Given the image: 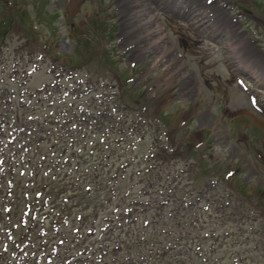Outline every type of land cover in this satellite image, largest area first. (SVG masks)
Here are the masks:
<instances>
[{"label":"rangeland","instance_id":"obj_1","mask_svg":"<svg viewBox=\"0 0 264 264\" xmlns=\"http://www.w3.org/2000/svg\"><path fill=\"white\" fill-rule=\"evenodd\" d=\"M127 1L130 6H137V3H135L133 0H100V4L102 6H112L115 9L114 11H108L110 14V19H112L111 13H114V16L117 15V7L128 6ZM153 1L154 0H140L139 6H151ZM219 1L222 2L217 4ZM16 2L19 5L28 6V11L30 10L31 16L33 15L32 20L34 17L39 18L41 23L37 22L36 19L35 21L37 24H39L40 30L44 32H48L53 23L59 20L58 16L56 15L57 8L60 6L69 5V0H0V6H3L6 3L15 4ZM179 2L181 3V6H187L186 3H194L198 6H212L217 11H219L218 6L226 5L227 8L234 6L235 11H233L232 7L231 17L237 19L236 23H234L235 25L228 23L231 17L225 19L226 21L223 20L224 25L227 23V26L230 27L231 30L237 31L235 33V37L237 38L235 43L239 45V51L243 53L247 60V64L249 63L248 65H250L252 71L257 73L259 70L264 76V56L261 54V50H264V0H212L211 3H209V0H178L177 3ZM167 3L171 4L172 0H158V4L160 6H166ZM84 6L98 5L96 4V0H89ZM241 6H244V8L248 9L250 12H244ZM49 8L54 9L56 14L52 13ZM122 11H127V9L123 8ZM68 13L70 12L68 11ZM227 13L228 12L224 10V13H219V16L217 15L215 20L218 18L222 20L221 18L225 17ZM238 13L242 14L243 18L239 19ZM25 15L28 21H30L27 12ZM16 17L17 16H15V18ZM17 19L20 21V23H14L6 43H11L15 39L21 41V36H25V32H28L26 28L17 26L21 24V22L23 24H27V19L22 18V16H18ZM60 27L62 28L60 33L64 35L66 33V27L63 18L60 20ZM4 32V26L0 25V36H2ZM50 34L52 37H54L53 32ZM43 36L45 37L46 35ZM257 39L258 41H255V43L258 45L252 43V41ZM230 42L231 39H228L227 37L219 40V43L224 45V50L225 48L227 49V44ZM89 50L90 48L88 44L84 47L77 46L75 56H73L70 60L71 65L77 68L81 67V59H85L87 57ZM221 55L222 54L210 51L207 63L209 61L211 62L220 60L221 57L224 59L226 56L228 58L232 56L231 51L227 52L223 56ZM256 56H261V58H259L260 60H257ZM106 62L107 64L113 66L108 59H106ZM229 62H232L231 58ZM213 69L214 68L205 70L207 71L208 79H212L214 77L211 75ZM224 69V71H227L226 69L228 68L224 66ZM181 76L182 74L176 76V78L173 79L171 83L175 82V85L182 84L180 81ZM252 76L253 75L251 73L249 77ZM226 78L227 74L224 76V79ZM185 82L188 83L189 80H186ZM171 83H168L166 87H169ZM231 85L232 84L229 83V86ZM192 86L201 89L202 92L206 94V99L208 100H212L214 98L220 99L221 97L223 98V92L220 89H218V92L215 93L214 90L216 88H212L214 90H209L204 84L201 86L192 83ZM234 89L237 92L235 98L239 99V103L241 105H246L247 101L244 95L236 88ZM260 89L264 90V88ZM242 91L246 92L245 90ZM187 97H189V95H187ZM194 104L195 102L189 103L191 106H194ZM248 104L251 106L249 99ZM205 105L206 102L204 100L199 102V106ZM190 111L192 113V110ZM175 112H177V110H175ZM209 113L214 115L212 110H210ZM204 121L207 123L206 126L208 127L210 125L209 118ZM229 121L231 122L230 124H232V120L230 119ZM178 123L179 122H174L173 127H176ZM233 123H239L245 127H248L249 125L252 126L250 131L252 133L260 131L259 128L252 125L253 120L249 117H237L235 120H233ZM195 126L196 123L192 124V128H196ZM259 133H264V131ZM235 134V136H232V142L228 143V139H230V136L228 135H232V133L226 132L224 127H219L217 135L213 134L210 141L213 142L215 138H220V140L211 144L212 146L208 151V153L212 156L210 157V166L208 163L204 161L202 162L200 160V162L203 164V167L200 169L201 171L199 175L205 178L200 180L196 185V189L192 191L196 192L195 195L201 193L204 197V200L202 201L204 208L201 210L197 209V211L198 213L202 214L203 218H206L208 225H206L202 231L193 233L194 237L192 238L188 231L179 229L180 221L185 222L188 220L189 216L196 215V209L192 206H185V208L179 209L178 213L173 211V206L162 208L160 211H154L149 208H145V215L141 218L137 225L138 234L143 228V221H148L150 224L147 228L144 227L143 231H145V235L143 240L142 238H139L140 244H133L135 240L129 242L133 245H131L128 255H131L135 258L137 254L143 255L146 258L144 260L146 264H264V206L259 205L260 201L264 202V196L262 192L264 191V168L259 172L262 177H258L257 174H254L255 176L253 177L251 174L250 180L244 179V177L238 179L235 178L230 186L223 178L227 168L225 170L214 172L211 175L214 169L217 168L216 164L222 162L223 157L219 156L221 146L226 145L225 149L228 151L229 148L232 147V143L241 137L238 130H236ZM192 142L194 141L192 140ZM236 151L237 150H234L233 154H235ZM190 156L197 162L196 164H198V154L193 152ZM226 159L227 165H230L234 160V157L232 158V156H228ZM212 166L214 169H210ZM196 169V166L192 168L193 175H196ZM150 176L151 175H148L145 180H147ZM217 178H220L223 183L219 185L214 183L211 184V180ZM70 189L72 190V188ZM96 189L97 188L92 190L91 197H88V195H85L87 193L83 192L76 202L70 203V210L68 209L67 211L71 212L73 215L74 226H78L76 221L77 213H82L84 216L80 225L86 221L94 224L96 213H99L100 210V214H102L100 222L102 221V217L109 215V213H104V208H108V206H106L104 203L102 193H97ZM158 196L159 194L156 193L151 194L150 197L156 198ZM135 199H137V197L132 199L130 198L128 200L135 201ZM138 199L140 200L139 197ZM72 204H76V207H73ZM60 208H62V205H60ZM252 209L255 212L254 214L251 212ZM60 211H62V209H60ZM176 216H180V218L181 216L185 217L182 220L175 218ZM71 230L72 228L65 231L70 234L68 236V239L70 240L68 247L71 246L73 242L76 243V235L71 234ZM83 236L84 242L88 243L89 245L94 244L97 248L99 247V244L105 242L103 241L104 237H100L99 234ZM19 237L23 236L19 234ZM28 238L29 235H26L24 241ZM34 240L36 241L37 239L35 238ZM81 242H83V240ZM178 245L183 247L184 253L178 250ZM190 248H192V251ZM117 253L119 255H116V253L112 252V259H110L108 262H111V264H118V258H120V261L126 260L127 255L125 251L121 250ZM56 264H58V262ZM80 264H83V262H80ZM91 264L98 263L94 258H92Z\"/></svg>","mask_w":264,"mask_h":264},{"label":"bare ground","instance_id":"obj_2","mask_svg":"<svg viewBox=\"0 0 264 264\" xmlns=\"http://www.w3.org/2000/svg\"><path fill=\"white\" fill-rule=\"evenodd\" d=\"M80 0H71V3L69 4V6H79Z\"/></svg>","mask_w":264,"mask_h":264},{"label":"snow or ice","instance_id":"obj_3","mask_svg":"<svg viewBox=\"0 0 264 264\" xmlns=\"http://www.w3.org/2000/svg\"><path fill=\"white\" fill-rule=\"evenodd\" d=\"M212 2V0H209V3H211Z\"/></svg>","mask_w":264,"mask_h":264}]
</instances>
